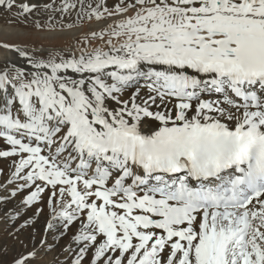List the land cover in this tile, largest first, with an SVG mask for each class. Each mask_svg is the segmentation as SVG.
I'll return each mask as SVG.
<instances>
[{
	"label": "snow or ice",
	"instance_id": "snow-or-ice-1",
	"mask_svg": "<svg viewBox=\"0 0 264 264\" xmlns=\"http://www.w3.org/2000/svg\"><path fill=\"white\" fill-rule=\"evenodd\" d=\"M0 20V264H264V0Z\"/></svg>",
	"mask_w": 264,
	"mask_h": 264
},
{
	"label": "bare ground",
	"instance_id": "bare-ground-1",
	"mask_svg": "<svg viewBox=\"0 0 264 264\" xmlns=\"http://www.w3.org/2000/svg\"><path fill=\"white\" fill-rule=\"evenodd\" d=\"M3 23V21L2 20H0V24H2Z\"/></svg>",
	"mask_w": 264,
	"mask_h": 264
}]
</instances>
